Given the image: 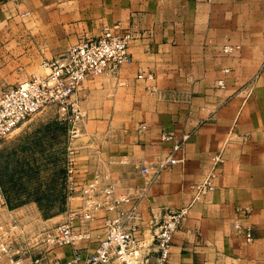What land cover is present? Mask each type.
I'll return each instance as SVG.
<instances>
[{
	"label": "crops",
	"instance_id": "1",
	"mask_svg": "<svg viewBox=\"0 0 264 264\" xmlns=\"http://www.w3.org/2000/svg\"><path fill=\"white\" fill-rule=\"evenodd\" d=\"M105 28L131 31L133 61L82 83V110L102 116L106 140L90 145L83 177L75 173L67 221L81 239L43 264L91 255L106 218L136 202L126 227L146 238L164 211L189 207L169 264H264V0H0V95ZM170 154L183 161L157 174ZM214 156L222 158L215 190L196 199ZM90 183L98 209L78 197ZM236 222L251 228L252 241Z\"/></svg>",
	"mask_w": 264,
	"mask_h": 264
},
{
	"label": "built area",
	"instance_id": "2",
	"mask_svg": "<svg viewBox=\"0 0 264 264\" xmlns=\"http://www.w3.org/2000/svg\"><path fill=\"white\" fill-rule=\"evenodd\" d=\"M133 39V34L128 29L105 28L99 35L87 36L58 56L45 60L43 62L45 74L33 75L5 88L0 95V147L6 138L29 118L46 108L54 109L61 119L70 124L72 137H78L81 134V123L84 118L79 98L82 83L90 77L117 76L122 66L131 64L133 60L129 46ZM234 49L236 48L226 46L223 52L230 53ZM138 78L153 79L154 76L139 74ZM161 137L163 140L172 139L166 134H162ZM187 138L188 135H184L179 145H182ZM212 160L213 170L194 186L196 199L215 190V170L222 158L214 156ZM182 161V158L170 154L156 165V173L159 174L162 170ZM94 188L95 184L90 183L84 185L81 190L87 202H91V205L98 209L101 204L90 200ZM112 192L111 188H106L104 198L108 199ZM141 196L142 194L139 195ZM122 201L127 202L129 198ZM119 202L116 201V204ZM4 204L0 186V207ZM188 208L164 211L146 238L137 236L126 227L128 222L137 217L138 202H136L129 211L106 218V235L99 241L91 255L84 258L78 252H74L65 264H169L174 236ZM235 227L243 233L247 241H252L250 227H243L238 222L235 223ZM80 239L81 235L75 233L70 225L63 224L57 225L52 234L46 236L45 242L57 247H73ZM0 249L8 257L9 264H43L44 262V256L31 255L22 246H10L6 240V233L1 227Z\"/></svg>",
	"mask_w": 264,
	"mask_h": 264
},
{
	"label": "rangeland",
	"instance_id": "3",
	"mask_svg": "<svg viewBox=\"0 0 264 264\" xmlns=\"http://www.w3.org/2000/svg\"><path fill=\"white\" fill-rule=\"evenodd\" d=\"M43 69L42 63L24 80L45 74ZM100 97L94 98L93 108H101ZM83 115L81 134L74 138L70 124L54 109L46 108L29 118L0 147V186L5 203L0 207V227L10 246H22L34 256L58 248L45 238L57 225H70L68 203L75 173H86L83 163L89 158L90 145L98 146L106 140L102 116L86 114L85 109ZM114 135L116 132H112V139ZM78 197L85 198L82 190ZM0 264H9L1 249Z\"/></svg>",
	"mask_w": 264,
	"mask_h": 264
}]
</instances>
